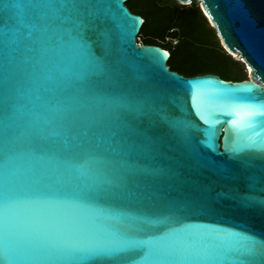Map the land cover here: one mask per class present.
Listing matches in <instances>:
<instances>
[{
    "label": "snow or ice",
    "instance_id": "1",
    "mask_svg": "<svg viewBox=\"0 0 264 264\" xmlns=\"http://www.w3.org/2000/svg\"><path fill=\"white\" fill-rule=\"evenodd\" d=\"M232 2L245 12L246 0ZM91 6L92 0H35L27 21H19L15 46L0 55V264L83 257L105 264H264V238L251 235L243 244L170 242L147 238L144 217L85 226L79 210L92 203L166 201L159 192L136 190L137 172L178 175L171 166L130 163L158 153L156 124L145 123L142 106L122 91L119 61L105 70L93 55L90 39L103 35L104 17ZM253 206L247 198L239 204Z\"/></svg>",
    "mask_w": 264,
    "mask_h": 264
},
{
    "label": "water",
    "instance_id": "2",
    "mask_svg": "<svg viewBox=\"0 0 264 264\" xmlns=\"http://www.w3.org/2000/svg\"><path fill=\"white\" fill-rule=\"evenodd\" d=\"M199 1L224 49L251 66L248 79L171 70L167 50L137 42L144 18L130 10L127 0H92L89 11L104 17L103 35L90 39L93 55L105 70L119 61L126 74L122 91L142 106L145 123L156 124L158 153L133 157L130 163L140 169L171 166L178 175L137 172L142 187L136 190L159 192L166 201L157 200L156 206L92 203L79 210L86 227H114L119 216L144 217L147 238L228 244H243L248 235L264 238V0H246L243 14L232 0ZM33 2L0 0V55L15 46L19 21H27L26 7ZM105 76L107 71L101 73ZM160 132L167 134L160 139ZM244 198L254 206L240 208ZM53 264L105 261L83 257Z\"/></svg>",
    "mask_w": 264,
    "mask_h": 264
},
{
    "label": "trees",
    "instance_id": "3",
    "mask_svg": "<svg viewBox=\"0 0 264 264\" xmlns=\"http://www.w3.org/2000/svg\"><path fill=\"white\" fill-rule=\"evenodd\" d=\"M151 1L153 2V5L146 12L136 11L130 8L128 5L130 0H127V6L133 13L140 14L144 18V23L139 33L140 36L144 37L143 43L161 46L170 53L167 63L171 70L178 71L172 68L170 62L174 57H178L181 53L187 54L189 58L195 61V63H202V58L207 53H203L202 49H210L213 52L215 50L227 57L234 66L237 65V72L229 75H220L222 78L230 80L248 79L246 69L244 71L238 62H235L230 58V56L232 57L231 54H229L223 47H219L216 31L209 26L208 20L201 8L196 5L185 8L183 5H179L176 0ZM157 13L161 19V25L153 27L152 17H156ZM145 15H147V17ZM152 27L156 30L149 32ZM173 29H176V31H171ZM167 34L178 37L179 41L175 46H172L171 43L165 42ZM205 73L213 72L200 66L194 67L191 71L183 75L194 76Z\"/></svg>",
    "mask_w": 264,
    "mask_h": 264
},
{
    "label": "rangeland",
    "instance_id": "4",
    "mask_svg": "<svg viewBox=\"0 0 264 264\" xmlns=\"http://www.w3.org/2000/svg\"><path fill=\"white\" fill-rule=\"evenodd\" d=\"M177 3L179 5H183V7H185V8L191 7L193 5H196L199 8H201V2L199 0H192V3H190V4H182L178 1H177ZM128 5L130 6V8H132L136 11L146 12L152 7L153 2L151 0H130V2H128ZM145 16L147 17V15H145ZM206 18H207V16H206ZM207 20H208V18H207ZM208 23H209V26L214 29L213 25L211 24V22L209 20H208ZM152 24H153L152 25L153 27H156L157 25H161V19H160L158 13L156 14V17L155 16H154V18L152 17ZM153 27L150 28L149 32L156 30ZM171 31L175 32L176 29H173ZM216 35H217V33H216ZM140 38H141V41L143 43L144 37L140 36ZM217 38H218V43H219L218 45H219V47L222 48L223 44H222L218 35H217ZM177 39H178V37H174V36H171V34H167V36L165 38V42L171 43L172 46H175L177 44L176 43ZM202 51H203V53L207 52L205 54V56H203V58H202V63H195V61L192 60L191 58H189V56L187 54L181 53L178 57H174L172 59V61L170 62V65L172 66V68L178 70L182 74H186L187 72L191 71L194 67H200V66L208 69L209 71H211L213 73H217L221 76L233 74V73L238 71L237 65L234 66V64L227 57L223 56L221 53H219L215 50L213 52L210 49H202ZM228 53L230 54V52H228ZM230 58L233 61L238 62L239 65L245 71L246 68H245L244 64L240 61V58L238 56H236L235 54H232V57L230 56ZM246 74H247V77L249 78V74L247 71H246Z\"/></svg>",
    "mask_w": 264,
    "mask_h": 264
},
{
    "label": "bare ground",
    "instance_id": "5",
    "mask_svg": "<svg viewBox=\"0 0 264 264\" xmlns=\"http://www.w3.org/2000/svg\"><path fill=\"white\" fill-rule=\"evenodd\" d=\"M235 55L238 56L240 59H242V60H240V61H245L243 58H241L240 55H238V54H235ZM244 66H245V68H246L247 71H249V69H251V66L248 65V63H245Z\"/></svg>",
    "mask_w": 264,
    "mask_h": 264
},
{
    "label": "built area",
    "instance_id": "6",
    "mask_svg": "<svg viewBox=\"0 0 264 264\" xmlns=\"http://www.w3.org/2000/svg\"><path fill=\"white\" fill-rule=\"evenodd\" d=\"M178 41H179V40L177 39V40H176V43H178ZM137 42H138V43H142L141 38H140V35H138V37H137Z\"/></svg>",
    "mask_w": 264,
    "mask_h": 264
}]
</instances>
